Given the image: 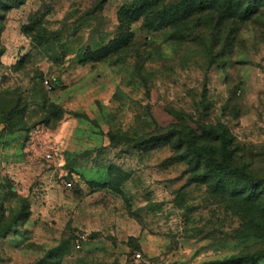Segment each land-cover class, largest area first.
<instances>
[{
  "label": "rangeland",
  "instance_id": "rangeland-1",
  "mask_svg": "<svg viewBox=\"0 0 264 264\" xmlns=\"http://www.w3.org/2000/svg\"><path fill=\"white\" fill-rule=\"evenodd\" d=\"M245 2L0 0V264H264V185L193 152L264 178Z\"/></svg>",
  "mask_w": 264,
  "mask_h": 264
},
{
  "label": "trees",
  "instance_id": "trees-1",
  "mask_svg": "<svg viewBox=\"0 0 264 264\" xmlns=\"http://www.w3.org/2000/svg\"><path fill=\"white\" fill-rule=\"evenodd\" d=\"M252 0L249 2H245L246 8L240 9V7L231 8L232 12L241 15H245L248 7L250 6ZM205 4V3H204ZM207 4V3H206ZM208 4H213V2H209ZM207 4V5H208ZM221 148L223 152V157L220 160H215L214 156L216 154V150L210 146H195L193 148V152L203 158H207L211 161V165L208 170V175L216 177L218 180L226 179L230 176H236L245 181V186L248 190L255 189L259 185H264V178H254L253 176L244 172L242 168L232 167L229 163L230 149H229V140L227 137L222 136L221 139ZM260 258L259 255H246L241 258L233 259L232 261L226 264H241V261L255 262Z\"/></svg>",
  "mask_w": 264,
  "mask_h": 264
},
{
  "label": "built area",
  "instance_id": "built-area-1",
  "mask_svg": "<svg viewBox=\"0 0 264 264\" xmlns=\"http://www.w3.org/2000/svg\"><path fill=\"white\" fill-rule=\"evenodd\" d=\"M46 83H48V82L46 81ZM67 185L70 187V186H72V183H68ZM137 256L139 257L140 254H138Z\"/></svg>",
  "mask_w": 264,
  "mask_h": 264
}]
</instances>
